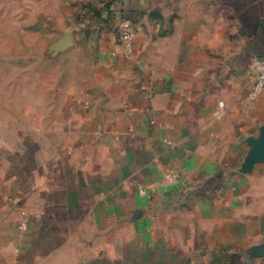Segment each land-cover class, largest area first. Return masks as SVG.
I'll return each mask as SVG.
<instances>
[{"label": "crops", "instance_id": "0c3cea01", "mask_svg": "<svg viewBox=\"0 0 264 264\" xmlns=\"http://www.w3.org/2000/svg\"><path fill=\"white\" fill-rule=\"evenodd\" d=\"M81 2L61 122L24 136L19 90L0 92V264H264V0H32L28 18Z\"/></svg>", "mask_w": 264, "mask_h": 264}, {"label": "rangeland", "instance_id": "374dc122", "mask_svg": "<svg viewBox=\"0 0 264 264\" xmlns=\"http://www.w3.org/2000/svg\"><path fill=\"white\" fill-rule=\"evenodd\" d=\"M13 5L18 6L21 18H7L12 13H6V18L0 19L6 22L3 27L0 25V92L19 90L22 122L32 128L21 133L34 137L35 128H39L37 135L40 136L50 123L61 122V93L77 78L78 68L72 62L86 58L81 48L83 42L72 27L87 4H74L78 10L63 22L48 19L37 26H34L37 20L28 18L32 13V0H20ZM13 12L16 15L18 11L15 8ZM12 62L18 66L15 77L10 72L13 67L8 66Z\"/></svg>", "mask_w": 264, "mask_h": 264}, {"label": "built area", "instance_id": "2783aa9c", "mask_svg": "<svg viewBox=\"0 0 264 264\" xmlns=\"http://www.w3.org/2000/svg\"><path fill=\"white\" fill-rule=\"evenodd\" d=\"M117 29L120 33L122 41L129 45L132 42L134 31L133 24L129 18H122L117 24ZM255 82L254 89L260 90L264 87V58L258 59L254 65Z\"/></svg>", "mask_w": 264, "mask_h": 264}]
</instances>
